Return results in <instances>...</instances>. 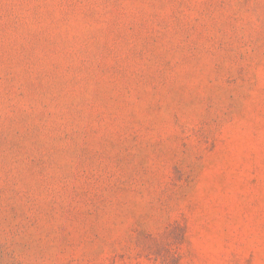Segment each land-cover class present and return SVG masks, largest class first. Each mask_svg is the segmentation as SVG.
Here are the masks:
<instances>
[{"label":"rangeland","instance_id":"obj_1","mask_svg":"<svg viewBox=\"0 0 264 264\" xmlns=\"http://www.w3.org/2000/svg\"><path fill=\"white\" fill-rule=\"evenodd\" d=\"M0 264H264V0H0Z\"/></svg>","mask_w":264,"mask_h":264}]
</instances>
